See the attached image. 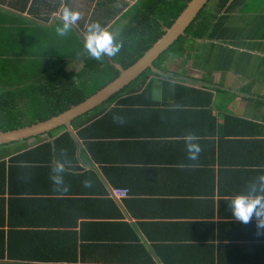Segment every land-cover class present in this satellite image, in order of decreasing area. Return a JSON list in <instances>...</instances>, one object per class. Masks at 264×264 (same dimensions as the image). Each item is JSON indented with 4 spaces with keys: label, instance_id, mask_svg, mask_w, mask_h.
Here are the masks:
<instances>
[{
    "label": "crops",
    "instance_id": "crops-1",
    "mask_svg": "<svg viewBox=\"0 0 264 264\" xmlns=\"http://www.w3.org/2000/svg\"><path fill=\"white\" fill-rule=\"evenodd\" d=\"M137 1L25 0L23 10L21 0H0V65L21 58L22 20L29 34L58 25L54 38L108 41ZM217 1L208 37L189 53L193 76L175 77L203 94L164 100L159 91L154 100L160 109L129 115L128 126L116 128L123 136L106 141L109 150L97 146L96 158L82 157L77 171L59 166L79 176H47L49 170L13 194L0 193L2 230L11 221L10 230L28 234V246L31 238L50 244L52 259H60L50 264L264 260V0ZM172 99L179 105H162ZM9 153L0 154L6 166ZM115 189L128 190L129 203L113 198Z\"/></svg>",
    "mask_w": 264,
    "mask_h": 264
},
{
    "label": "trees",
    "instance_id": "trees-1",
    "mask_svg": "<svg viewBox=\"0 0 264 264\" xmlns=\"http://www.w3.org/2000/svg\"><path fill=\"white\" fill-rule=\"evenodd\" d=\"M189 2L190 0H138L122 14L120 23L123 22L121 25L123 27L115 38L109 39L104 44H89L83 37H75V40L71 37V41L78 48L67 53L55 51L51 41L54 39L53 34L56 36L59 34L58 25L42 27V32L34 35L32 32L31 34L25 32L28 22L22 20L19 42L21 58L5 61L0 65V132L13 131L45 121L93 95L119 74L104 53L111 62L120 65L123 69L128 68L164 35V30L173 25ZM217 2V0H209L187 28L184 36L154 63V66L163 73L146 70L101 106L73 120L71 126L76 131V137L66 131L65 127H61L45 134L46 139L43 141H40L41 136L36 137L40 142L33 148L16 149L14 153L7 154L10 155L8 167L7 162L0 161L1 182L4 181L1 183L0 193L13 194L25 188L27 179L36 176V173H49V170L51 175L47 176H62L60 172L64 173L63 176H79L66 175V171L59 166L65 165V169L71 172L77 171L79 169L77 163L82 157L85 159L89 155L91 158H96L97 146L98 149L109 150L110 143L106 141L123 136L120 132L117 133L116 128L128 126L126 122L129 115L134 117L140 113H154L160 109L158 102L154 100L155 94L159 91L164 100L172 95H176L179 99L180 94L188 96L203 94L200 90L178 84L175 77L182 75L177 72H174L173 76L167 75L171 72L164 65L167 63L165 62L167 58L180 59L185 53L194 52L198 42L205 41L212 19L215 20V17L209 14ZM21 3V9L25 8V0H21ZM34 9L33 7L32 13ZM120 12L119 10L118 13ZM48 16L46 15V21ZM74 63L80 65L78 70L72 67L78 66L72 65ZM157 80L161 81L163 87L156 83ZM209 96L206 94V98ZM168 103L164 101L162 105L172 108L178 106L180 102L172 99V102ZM196 104L200 105V102L197 101ZM79 141L82 146L84 145L81 154H78ZM22 164L28 166L23 167ZM15 176L21 177L14 178ZM83 176H87V173ZM122 200L129 203V193L127 198ZM11 225L9 221L8 230L4 231L0 228V259H6L2 261L10 263L16 260L20 264H50L60 261L58 258L52 259L49 252L50 244L45 248V244L40 239L34 243L31 238L28 246V234L26 232L23 234L19 230H10ZM54 244L56 245L57 242ZM40 245L39 251L36 247ZM29 248H34L33 252L29 253ZM25 251L30 257L23 254ZM259 256L264 257V254L260 252ZM27 258L30 260L32 258V262ZM259 264H264V260Z\"/></svg>",
    "mask_w": 264,
    "mask_h": 264
},
{
    "label": "water",
    "instance_id": "water-1",
    "mask_svg": "<svg viewBox=\"0 0 264 264\" xmlns=\"http://www.w3.org/2000/svg\"><path fill=\"white\" fill-rule=\"evenodd\" d=\"M208 1L209 0H190L173 25L169 29L164 30V35L153 44L138 61L126 69L111 62L110 59L107 58V54L103 52L109 63L119 72L118 76L113 81L109 82L103 88L77 105H73L66 111L45 121L13 131L0 132V146L43 136L61 127H65L67 131L72 132L70 126L73 120L101 106L104 102L108 101L111 97L131 84L146 70L149 69L156 73H163L154 66V63L170 49L180 37L184 36L187 28L203 10Z\"/></svg>",
    "mask_w": 264,
    "mask_h": 264
},
{
    "label": "rangeland",
    "instance_id": "rangeland-1",
    "mask_svg": "<svg viewBox=\"0 0 264 264\" xmlns=\"http://www.w3.org/2000/svg\"><path fill=\"white\" fill-rule=\"evenodd\" d=\"M130 2H135V0H128ZM64 15H65V11H64ZM118 19V18H116ZM72 33H74L72 30H70ZM106 36H110V35H106ZM73 40H75L76 36H73ZM106 39L108 38H100L98 39H90L87 38L85 39L86 41L92 42V41H97L99 44H103V42L106 41ZM52 44L54 45V50L59 52V53H67L69 51H72L73 49H77L78 47L75 46V43H73L72 41H70L68 38L64 37H56L54 39H51ZM189 46V43L187 44V47ZM188 57L189 54H184L182 58L178 59V57H173V58H167L165 62L166 65H164L165 68H167L169 71L171 72H177L179 74H181L182 76H188L193 74V72H191V63L188 61ZM72 65H78V63H74ZM80 65H78L75 69L78 70ZM73 67V66H72ZM193 76V75H191ZM46 139V136L43 135L40 137V141H43ZM38 138H32V139H28V140H23V141H19L17 143H13L10 145H7L6 147H0V154L3 155L5 154V151H7L8 153H12L13 151H15L16 149H24L26 148L28 145H36L38 141ZM5 148V149H4Z\"/></svg>",
    "mask_w": 264,
    "mask_h": 264
},
{
    "label": "built area",
    "instance_id": "built-area-1",
    "mask_svg": "<svg viewBox=\"0 0 264 264\" xmlns=\"http://www.w3.org/2000/svg\"><path fill=\"white\" fill-rule=\"evenodd\" d=\"M128 193L129 192L126 189H115V190L112 191L111 195L116 200H122V199L127 198Z\"/></svg>",
    "mask_w": 264,
    "mask_h": 264
},
{
    "label": "clouds",
    "instance_id": "clouds-1",
    "mask_svg": "<svg viewBox=\"0 0 264 264\" xmlns=\"http://www.w3.org/2000/svg\"><path fill=\"white\" fill-rule=\"evenodd\" d=\"M85 39V38H84ZM86 41V40H85ZM97 41H98V39H97ZM97 41H92V42H89V41H86V42H88L89 44H92V43H98ZM98 47V46H97ZM99 49H100V47H99ZM101 50V49H100ZM102 51V50H101ZM103 52V51H102Z\"/></svg>",
    "mask_w": 264,
    "mask_h": 264
}]
</instances>
